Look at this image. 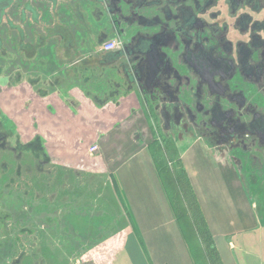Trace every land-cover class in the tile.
Listing matches in <instances>:
<instances>
[{
    "label": "crops",
    "instance_id": "0c3cea01",
    "mask_svg": "<svg viewBox=\"0 0 264 264\" xmlns=\"http://www.w3.org/2000/svg\"><path fill=\"white\" fill-rule=\"evenodd\" d=\"M91 3L0 0L1 118L14 123L23 142L42 137L55 163L108 175L128 220L108 264H264V215L251 185L201 136L185 137L177 160L206 242L189 211L177 209L173 164L156 160L154 145L164 143L157 114L145 101L150 96L133 70L134 81L127 82L115 62L119 53L96 41ZM93 144L99 149L92 154Z\"/></svg>",
    "mask_w": 264,
    "mask_h": 264
},
{
    "label": "flooded vegetation",
    "instance_id": "af4514ba",
    "mask_svg": "<svg viewBox=\"0 0 264 264\" xmlns=\"http://www.w3.org/2000/svg\"><path fill=\"white\" fill-rule=\"evenodd\" d=\"M89 1L96 41L116 35L115 62L128 83L137 78L147 90L143 73L155 60L146 51L173 69L162 102L145 100L163 142L178 148L185 137L201 136L241 174L255 169L251 183L264 185V0ZM25 153L40 171L55 160L42 137L23 142L0 116V177L19 176Z\"/></svg>",
    "mask_w": 264,
    "mask_h": 264
},
{
    "label": "rangeland",
    "instance_id": "374dc122",
    "mask_svg": "<svg viewBox=\"0 0 264 264\" xmlns=\"http://www.w3.org/2000/svg\"><path fill=\"white\" fill-rule=\"evenodd\" d=\"M4 121L5 128L17 134L14 123L7 118ZM156 148L159 164H173L172 198L177 209L189 211L195 225L201 226L200 219L196 221L195 199L177 160L176 145L172 142ZM22 161L19 176L6 173L0 177V264H108L128 225L108 175L97 167L91 170L58 162L40 171L29 153ZM244 170L257 211L264 215V185L251 183L255 169L247 166ZM83 213L86 215L79 217ZM201 238L207 241L206 234ZM197 245L192 242V246ZM209 251L216 257L214 249Z\"/></svg>",
    "mask_w": 264,
    "mask_h": 264
},
{
    "label": "water",
    "instance_id": "95a60500",
    "mask_svg": "<svg viewBox=\"0 0 264 264\" xmlns=\"http://www.w3.org/2000/svg\"><path fill=\"white\" fill-rule=\"evenodd\" d=\"M145 54L147 56V60L148 57L155 60L154 66L145 69V74L143 73V78L145 79L144 82L148 95L151 96V98L153 96L154 100H159L160 102H162V96L165 94H169L168 90H165V88H172V86L170 85V81L173 78V69L170 67H163L162 60L160 59L159 61V56L154 54L153 51H146Z\"/></svg>",
    "mask_w": 264,
    "mask_h": 264
},
{
    "label": "trees",
    "instance_id": "16d2710c",
    "mask_svg": "<svg viewBox=\"0 0 264 264\" xmlns=\"http://www.w3.org/2000/svg\"><path fill=\"white\" fill-rule=\"evenodd\" d=\"M164 144H160V143H155L156 145H154L155 146V150H157V146H158V148L159 149H162L163 148V146L164 145H167L165 142H163ZM176 152H178V150L176 149ZM159 154H160V152H159ZM156 156H157V154H156ZM158 157V156H157ZM182 172H183V174H184V171H183V169H182ZM190 188V187H189ZM191 193H192V191H191ZM192 195H193V193H192ZM193 197H194V195H193ZM194 199H195V197H194ZM195 202H196V206H197V213H198V217H196V216H194V217H196V221L199 223V219H200V221L202 222V225H201V228H199V232H202V233H206L207 232V230L205 229L206 227H205V224H204V220H203V218H202V215H201V212H200V210H199V207H198V204H197V200L195 199ZM192 218H193V216H192ZM192 220V219H191ZM195 221V222H196ZM192 222V224H195L193 221H191ZM196 226H198V227H200V225H196ZM197 227V228H198ZM211 252V251H210ZM211 254V257H214V256H212V254H213V252H211L210 253Z\"/></svg>",
    "mask_w": 264,
    "mask_h": 264
},
{
    "label": "built area",
    "instance_id": "2783aa9c",
    "mask_svg": "<svg viewBox=\"0 0 264 264\" xmlns=\"http://www.w3.org/2000/svg\"><path fill=\"white\" fill-rule=\"evenodd\" d=\"M118 47V41L117 40H111V41H107L103 44V49L106 51H112L115 50ZM99 149L98 144H93L90 149L89 152L90 153H95L97 152Z\"/></svg>",
    "mask_w": 264,
    "mask_h": 264
}]
</instances>
